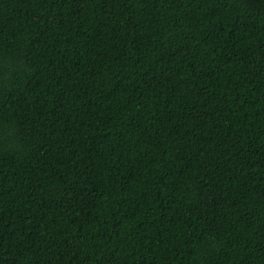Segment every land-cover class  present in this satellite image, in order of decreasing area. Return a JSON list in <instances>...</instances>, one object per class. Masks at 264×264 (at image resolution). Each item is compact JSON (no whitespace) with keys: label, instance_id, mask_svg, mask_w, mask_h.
I'll list each match as a JSON object with an SVG mask.
<instances>
[{"label":"trees","instance_id":"1","mask_svg":"<svg viewBox=\"0 0 264 264\" xmlns=\"http://www.w3.org/2000/svg\"><path fill=\"white\" fill-rule=\"evenodd\" d=\"M0 264H264V0H0Z\"/></svg>","mask_w":264,"mask_h":264}]
</instances>
